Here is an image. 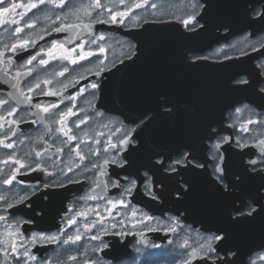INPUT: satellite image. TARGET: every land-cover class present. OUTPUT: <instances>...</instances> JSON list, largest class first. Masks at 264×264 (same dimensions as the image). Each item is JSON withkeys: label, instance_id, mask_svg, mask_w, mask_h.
I'll use <instances>...</instances> for the list:
<instances>
[{"label": "flooded vegetation", "instance_id": "af4514ba", "mask_svg": "<svg viewBox=\"0 0 264 264\" xmlns=\"http://www.w3.org/2000/svg\"><path fill=\"white\" fill-rule=\"evenodd\" d=\"M188 1L193 4L190 14L176 4L173 13L158 17H149L148 0H101L99 9L88 7L94 0H68L63 9L46 3L29 10L27 5L34 0H4L0 4V69L7 64L9 73L5 77L0 72V100L8 101L0 106V141L14 145L11 149L0 145V161L11 154L30 165L14 172L18 165L0 163V197H4L0 200V216L5 218L0 220V264H24V247L29 250L28 264H184L185 260L188 264H206L200 255L189 253L199 250L205 237L221 226L224 215L233 207L251 204L256 190L264 184V176L259 174L264 169V148L260 144L264 141V123L247 124L249 119L264 121V99L259 94L264 87V20L255 32L232 35L224 25L215 30L220 40L209 47L188 50L180 56L172 49V53L157 55L156 67L150 62L155 57L147 54L148 47L138 54L135 40L128 35L148 22L175 21L181 24V32L197 30L202 26L197 18L203 3ZM136 4L145 6L136 8ZM262 6V2L255 3L250 18L262 14ZM5 7L8 13H3ZM83 8L90 15L77 11ZM121 12L127 13L123 23L109 22L111 15ZM192 14L196 22L185 27L182 21ZM27 23L35 26L28 28ZM69 24L74 27L63 28ZM16 27H23V32L15 34ZM57 27L61 31H55ZM24 39L30 41L26 50L10 51L12 44ZM100 48L105 51L101 53ZM66 49H75L70 59H77L76 64L64 59ZM50 50L52 55H48ZM88 53L92 55L87 59H78ZM33 55L37 59L28 65ZM41 59L47 64H40ZM198 60L213 66L196 70ZM197 77L208 83L204 96L196 93ZM241 79L249 84H238ZM92 84L97 87L92 88ZM29 87L35 90L28 92ZM20 91L32 99L17 103L15 97ZM37 105L57 107L45 114ZM237 108L241 109L239 114ZM69 109L73 115L63 117ZM13 110L14 115H9ZM61 118L75 141H68L60 133L61 125L56 121ZM244 128L247 131L241 130ZM210 129L216 136L211 141L206 139ZM126 133L136 143L121 154L128 156L133 148L139 149L127 173L125 168L104 164L116 151L109 148V141L118 143ZM221 137L233 143H223ZM235 142L248 147L236 148ZM212 144H221L220 154L229 176L242 178L227 199L212 186L213 160L204 150ZM76 146L87 157L84 161L77 158L73 150ZM182 146L195 150L198 160L207 166L206 176H193L181 168L178 173L150 172L145 177L143 169L149 167V157L157 151L169 154ZM57 148H63V152H57ZM36 151L44 155L37 158ZM252 160L257 161V172L247 171L253 167ZM94 164L97 167L93 168ZM69 167L72 172H68ZM138 168L142 169L139 173ZM12 175V185L4 184ZM125 175L137 181L136 189L126 197L120 195L122 188L114 186L118 180L127 184ZM184 181L192 189L186 198L178 200L176 189H183ZM150 192L158 199H151ZM19 197H25L23 203ZM119 199L128 206L109 212L108 201ZM72 220L76 223L69 227ZM38 235L55 236L57 240L32 243V237ZM75 235L82 239L64 243ZM93 236L99 239H91ZM259 236H264V230L258 218L232 231V246L239 248L245 261L252 252L256 264H264L256 258V251L264 244V237ZM13 242L21 257L19 262L12 255ZM104 242L109 247L100 251ZM110 250L111 257L105 258L103 253ZM32 255L35 260L30 259Z\"/></svg>", "mask_w": 264, "mask_h": 264}, {"label": "snow or ice", "instance_id": "6c2138e0", "mask_svg": "<svg viewBox=\"0 0 264 264\" xmlns=\"http://www.w3.org/2000/svg\"><path fill=\"white\" fill-rule=\"evenodd\" d=\"M123 2V0H121ZM4 0H0V4H3ZM46 3H51L55 8L63 9L68 4V0H34V2L27 5L28 9H35L38 8L41 5H45ZM145 6L144 4H136V8H140ZM16 5L12 6V10H14ZM89 8L92 9H99L102 7L101 0H94V2L90 5H88ZM151 7L155 8L156 4H151ZM77 11H84L86 15H90L87 8L83 9H77ZM109 12H111V9H108ZM9 8L5 7L3 8V13H8ZM2 14V13H0ZM72 14H76L73 12ZM264 14L257 13L254 17L255 19L259 20L261 16ZM118 16L121 17L118 21ZM127 16L126 12H121L119 14H113L110 16V21L112 23H123L122 17ZM61 17L57 16V20H60ZM183 24L185 27L194 24L196 22L195 14H192L189 16L188 19H184ZM13 23H16V21H13ZM28 28H32L35 25L31 23H27L25 25ZM74 27L73 25H63V28H71ZM85 28H88L89 25H85ZM23 27H16L14 29L15 34H19L23 32ZM55 31L59 32L61 31V27H57L54 29ZM100 40H103L104 37L100 36ZM30 41L29 40H21L19 43H14L10 47V51L16 52L19 50H26ZM95 43V41H93ZM53 48H56L57 45L53 44ZM60 47H63L62 45ZM81 50H83V45H79ZM68 55L64 57V59H70L71 53L75 51V49H66L65 50ZM105 51L104 48H100V52L103 53ZM48 55H52L51 50L48 52ZM89 55H92V53H88L87 55L81 54L78 59L84 60L87 59ZM37 59L36 55H33L30 59L27 60V64L31 65L33 61ZM70 62L72 64H76L78 61L77 59H70ZM40 64H47L46 60L41 59L39 61ZM0 72L3 73L5 77L9 75L7 71V64H5V67L3 69H0ZM17 75H23V73H17ZM59 75L63 76L64 72L59 73ZM15 79V77H13ZM45 83H51V81H45ZM238 84H249V81L246 79H241L237 81ZM14 87H16L14 85ZM40 85L37 84L36 88H39ZM92 88H96L97 84H92ZM35 89L29 87L28 92H33ZM19 91V89H18ZM47 95H54L52 92L46 93ZM259 94H262V99H264V87H260ZM75 99V97H72ZM17 103H23L30 101L32 97L30 95L25 94L24 92L20 91L19 96L15 97ZM7 100H0V106H3L7 104ZM39 111L48 114L50 112L51 108L57 107V105H50V106H40L37 105ZM165 107H167L165 105ZM170 111V109H169ZM241 112V109L237 108L236 113L239 114ZM9 115H14V110L9 112ZM73 115L71 109H69L66 113L63 114V117L71 116ZM58 124L61 125L60 133L67 137L68 141H75L76 137L69 135L71 132L70 128H66L65 126V119L61 118L58 121H56ZM143 123V121H141ZM81 123H85V121H81ZM254 123H264V121L261 120H251L249 119L247 121V124H254ZM76 127H80L79 124L76 125ZM242 131H247V128L241 129ZM132 132H135V128L131 130ZM214 130L209 131V134L206 136V139L209 141L216 139V136L212 134ZM137 137H139V133H136ZM218 135V134H217ZM221 141L223 143H229L230 145L233 143L231 140L221 137ZM136 141L132 139V136L130 134H125L122 136L118 143H112L109 141V148L116 150L115 154L112 156L111 159H106L104 161V164H113L121 168H125V171L127 173V169L132 168L134 166L135 161L132 159L133 154L139 149L133 148L128 156H123L121 153L129 148L130 145L135 144ZM262 148H264V141L260 142ZM0 145H2L4 148L11 149L14 147L12 143H5L3 141H0ZM220 147L221 144H212L210 147L204 149L205 151H208L211 153V158L213 160V177H212V186L215 189V191L220 194L222 197L227 199L228 196L231 195L232 190L236 187L237 182L241 181V176H229L227 167L224 163V157L222 154H220ZM236 148H244L248 147L246 144H241L239 142H235ZM76 152V156L80 161H84L87 157L81 153L79 150V147L76 146L73 149ZM105 152L108 151V148L104 149ZM57 152H63V148H57ZM94 155H98V153H92ZM44 153L40 151L35 152V156L37 158L43 156ZM261 161L264 162V155L261 156ZM0 163L3 164H16L19 166V168L14 169V172H18L19 169L30 167V165H26L25 163L21 162L18 159H15L9 154V159L0 161ZM251 164L253 167L250 169H247V171L251 172H257V167L255 165L257 164V161L252 160ZM39 168V165L37 166ZM79 167V165H77ZM97 167V165H93V168ZM100 167H103L102 165ZM183 168L186 173H190L193 176H206L207 175V166L204 163H201L197 155L195 153V150L191 147H178L174 151H172L169 154H165L163 152L157 151L155 152L151 157H149V167L144 170L145 177L149 176V173L151 172L153 175L156 172H162L166 171L169 173H178L179 170ZM198 169H204L203 172L197 171ZM35 170V169H33ZM142 169L138 168L137 173H139ZM73 168L69 167L68 172H72ZM67 175V173H64ZM260 175L264 176V169H261L259 172ZM49 175H52V173H49ZM125 180L128 181L127 184H122L119 180L114 185L116 188H122V192L120 193L121 196H130L133 191L137 187V181L135 179H129L127 175L124 177ZM15 180V175H12L10 178L5 179L3 182L6 185H12L13 181ZM150 182V178H149ZM185 187L183 189L177 188L176 189V198L183 199L186 198V196L189 194V192L192 189V185L188 183L187 181H184ZM63 186V185H59ZM99 186V185H98ZM95 192V189L92 190ZM149 195L151 196V199L156 200L158 199V196L150 192ZM90 199H96L95 196H89ZM4 199V197H0V200ZM25 200V197H19V202L23 203ZM108 204L111 205V208L108 209L109 212L115 210L117 207H127L128 205L125 203L124 199L119 200H109ZM135 215V213H133ZM86 218V217H85ZM261 220V228L264 230V184H261L259 188L256 190V195L254 198H251V204L242 203L241 207H233L232 210L228 213H226L222 219L221 226L217 227L214 232H210V234L205 237L204 243L200 244L199 250L193 249L189 255H200L207 264V261H212L213 264H256V259L252 258L253 253L249 252L248 259L245 261V259L241 256L240 250L238 247L232 246V231L236 229L237 227H240L242 225H250L253 224L257 219ZM5 219L4 217L0 216V220ZM145 219L150 220L152 217H146ZM175 223H179L173 218ZM27 223V221H25ZM76 221L72 220L69 224V227H71L72 224H75ZM90 230V229H89ZM175 231V229H172ZM17 235L19 233H16ZM45 239H51L52 241H56L57 237H45L43 235L33 236L32 237V243H36L38 240H45ZM82 237L80 235H75L74 237H68L67 240L64 241V243H76L80 241ZM91 239L96 240L99 239L97 236L91 237ZM21 247H24L23 244L20 245ZM109 247V245L104 242L102 247L99 249L100 251H103L104 248ZM11 250L13 257L19 262L21 260V257L17 255V244L13 242L11 244ZM256 251V250H254ZM5 255H8V253H5ZM256 258L260 261H264V244L260 245V248L258 251H256ZM23 259L24 264H28L29 259V250L27 247H24L23 252ZM31 260H35L36 257L32 255L30 257ZM184 264H188V261L185 260Z\"/></svg>", "mask_w": 264, "mask_h": 264}, {"label": "water", "instance_id": "95a60500", "mask_svg": "<svg viewBox=\"0 0 264 264\" xmlns=\"http://www.w3.org/2000/svg\"><path fill=\"white\" fill-rule=\"evenodd\" d=\"M200 1L203 3V7L197 19L202 23V26L193 32H181V24L175 21H162L144 23L141 28L128 33L136 42L137 53L140 54L146 51L141 48L147 46V54L155 57L150 62L156 67L157 55L161 56L172 53V49H174V54H179L180 56L188 50L196 51L209 47L212 43L220 40L215 30L220 29L224 25L229 27L231 31L230 35H232L234 32H242L245 30L255 32L264 20V15L259 20L252 19L249 16L250 8L255 3L261 2L263 3L262 14H264V0ZM175 47H179V50H175ZM182 48H186V50ZM208 66L213 65L209 64L206 60H198L195 62L196 70H203V68H208ZM206 84L208 83L205 82L204 78L197 77V95L204 96L206 94ZM263 237L259 236V238ZM110 252L111 250L104 252L103 256L110 258ZM126 254H129V252Z\"/></svg>", "mask_w": 264, "mask_h": 264}, {"label": "rangeland", "instance_id": "374dc122", "mask_svg": "<svg viewBox=\"0 0 264 264\" xmlns=\"http://www.w3.org/2000/svg\"><path fill=\"white\" fill-rule=\"evenodd\" d=\"M153 3L156 4L155 8L151 7V4ZM188 3H190V5ZM176 4H178V7L185 9L187 13H191L193 4L188 0H179L178 2L176 0H148L147 12L149 17L171 14L177 6Z\"/></svg>", "mask_w": 264, "mask_h": 264}]
</instances>
